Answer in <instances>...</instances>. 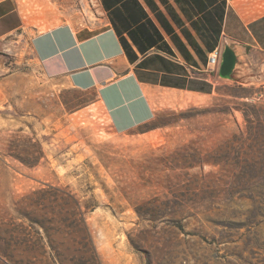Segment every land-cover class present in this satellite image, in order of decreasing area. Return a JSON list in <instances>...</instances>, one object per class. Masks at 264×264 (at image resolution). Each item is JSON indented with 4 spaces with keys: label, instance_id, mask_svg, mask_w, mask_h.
<instances>
[{
    "label": "rangeland",
    "instance_id": "374dc122",
    "mask_svg": "<svg viewBox=\"0 0 264 264\" xmlns=\"http://www.w3.org/2000/svg\"><path fill=\"white\" fill-rule=\"evenodd\" d=\"M244 46L255 82L168 93L126 132L0 55V264H264V49Z\"/></svg>",
    "mask_w": 264,
    "mask_h": 264
},
{
    "label": "crops",
    "instance_id": "0c3cea01",
    "mask_svg": "<svg viewBox=\"0 0 264 264\" xmlns=\"http://www.w3.org/2000/svg\"><path fill=\"white\" fill-rule=\"evenodd\" d=\"M262 2L226 0L212 51L225 39L262 51L249 28ZM201 25L187 0H0V55L31 57L43 76L91 94L90 105L126 132L150 124L166 94L218 85Z\"/></svg>",
    "mask_w": 264,
    "mask_h": 264
},
{
    "label": "trees",
    "instance_id": "16d2710c",
    "mask_svg": "<svg viewBox=\"0 0 264 264\" xmlns=\"http://www.w3.org/2000/svg\"><path fill=\"white\" fill-rule=\"evenodd\" d=\"M195 2L196 8L202 13V34L204 49V62L206 61V52L212 51L220 44L224 15L226 12V0H187ZM249 28L256 41L264 49V16L252 22ZM194 87H190L192 89ZM199 88V87H198ZM203 91L210 92V86L204 82ZM200 90V89H199Z\"/></svg>",
    "mask_w": 264,
    "mask_h": 264
},
{
    "label": "water",
    "instance_id": "95a60500",
    "mask_svg": "<svg viewBox=\"0 0 264 264\" xmlns=\"http://www.w3.org/2000/svg\"><path fill=\"white\" fill-rule=\"evenodd\" d=\"M246 48L238 41L225 39L220 45L219 60L216 69L218 80L224 82H236L239 84H252L259 76L250 69L252 58H247ZM0 60V70L2 65Z\"/></svg>",
    "mask_w": 264,
    "mask_h": 264
},
{
    "label": "built area",
    "instance_id": "2783aa9c",
    "mask_svg": "<svg viewBox=\"0 0 264 264\" xmlns=\"http://www.w3.org/2000/svg\"><path fill=\"white\" fill-rule=\"evenodd\" d=\"M219 51H220V48L215 49L209 54V57H208V65H211L213 70L217 69L218 60H219Z\"/></svg>",
    "mask_w": 264,
    "mask_h": 264
}]
</instances>
